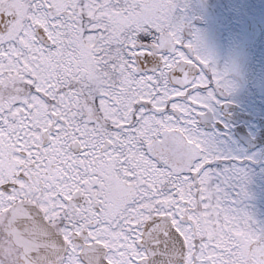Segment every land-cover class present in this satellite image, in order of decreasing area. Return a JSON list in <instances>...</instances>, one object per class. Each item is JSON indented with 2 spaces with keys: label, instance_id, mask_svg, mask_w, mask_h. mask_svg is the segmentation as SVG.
<instances>
[{
  "label": "snow or ice",
  "instance_id": "snow-or-ice-1",
  "mask_svg": "<svg viewBox=\"0 0 264 264\" xmlns=\"http://www.w3.org/2000/svg\"><path fill=\"white\" fill-rule=\"evenodd\" d=\"M232 87L183 0H0V264H264Z\"/></svg>",
  "mask_w": 264,
  "mask_h": 264
},
{
  "label": "flooded vegetation",
  "instance_id": "flooded-vegetation-1",
  "mask_svg": "<svg viewBox=\"0 0 264 264\" xmlns=\"http://www.w3.org/2000/svg\"><path fill=\"white\" fill-rule=\"evenodd\" d=\"M202 11V16L191 20L192 27L217 29L209 31L203 49L233 86L229 96L221 97L227 103L218 105L215 117L201 122L202 131L214 135L220 151L251 157L243 160V166L249 186L257 191L264 184V15L249 14L242 8L225 10L220 16ZM185 38H192L191 30Z\"/></svg>",
  "mask_w": 264,
  "mask_h": 264
},
{
  "label": "rangeland",
  "instance_id": "rangeland-1",
  "mask_svg": "<svg viewBox=\"0 0 264 264\" xmlns=\"http://www.w3.org/2000/svg\"><path fill=\"white\" fill-rule=\"evenodd\" d=\"M195 3L194 0H183V3L187 5L188 16L194 19L196 16H202L203 11L207 9L208 11L214 12L216 16L224 15L223 11L234 10V9H247L249 14H261L264 15V0H197ZM200 5V6H199ZM199 6V7H198ZM201 8V11L200 9ZM210 12V14H213ZM234 13V12H232ZM206 15V13H204ZM235 16V15H233ZM207 17V16H206ZM264 23V22H263ZM192 24V22H191ZM193 29H197L200 32H203L201 38L202 43L206 44L210 39L209 31H217L213 27H200L193 26ZM203 29V30H201ZM229 29V28H226ZM222 30V29H221ZM204 35V36H203ZM247 190L249 193L248 199L245 201V204L249 210L255 215L257 220L264 221V184L256 191L254 188L247 184Z\"/></svg>",
  "mask_w": 264,
  "mask_h": 264
}]
</instances>
